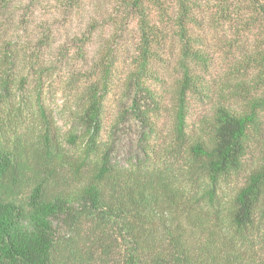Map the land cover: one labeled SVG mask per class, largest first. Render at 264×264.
I'll use <instances>...</instances> for the list:
<instances>
[{"label": "trees", "instance_id": "16d2710c", "mask_svg": "<svg viewBox=\"0 0 264 264\" xmlns=\"http://www.w3.org/2000/svg\"><path fill=\"white\" fill-rule=\"evenodd\" d=\"M75 20L93 60L63 72ZM0 264H264V0H0Z\"/></svg>", "mask_w": 264, "mask_h": 264}, {"label": "rangeland", "instance_id": "374dc122", "mask_svg": "<svg viewBox=\"0 0 264 264\" xmlns=\"http://www.w3.org/2000/svg\"><path fill=\"white\" fill-rule=\"evenodd\" d=\"M68 23V22H67ZM63 35L58 37V44L53 51L49 53V57L52 60H63L62 70L66 72L65 68L69 64L73 63V66L77 70H84L88 67L89 64L92 63V52L95 50V47L92 45L93 42H96L97 39H89V37H82L80 34L86 33L85 25L82 21V24L79 21H74L69 23L66 26V31H62ZM78 35V37H76ZM129 37V35L127 36ZM119 44H125L129 46V42L126 38L118 39ZM117 42H115V46H117ZM118 44V45H119ZM209 50L211 54L214 55V67L211 71V75L207 77L208 80H224L228 79V70H229V58H231L232 54L236 53L235 47L230 50L227 40L221 38L214 34L210 38L209 42ZM80 48H83L82 52H78ZM66 49L69 53L67 59L61 58V52H64ZM65 51V52H67ZM229 53V55H228ZM227 54V55H226ZM86 57L83 59V57ZM65 99V95L62 92H59L57 95V102L54 103V106L57 110L62 109L64 106L63 100ZM110 104L108 105V115L109 122L115 118V115L119 109V105L116 102L115 97L111 98ZM58 112V111H57ZM210 114V103H206L201 100H194L191 103V110L189 115V125L192 130L198 127L202 120H204ZM64 116V115H63ZM58 121L60 125H63V131H66L68 127L64 124V119H62V115H58ZM109 127V125L107 124ZM112 129H106L105 134L109 135ZM139 126L136 123H126L119 125V127L115 130L114 138L117 141V160L124 163L126 159L132 157L135 153L136 148L139 144ZM244 177L238 179L237 184L241 185L243 183Z\"/></svg>", "mask_w": 264, "mask_h": 264}]
</instances>
